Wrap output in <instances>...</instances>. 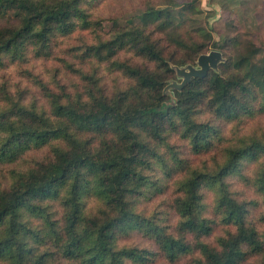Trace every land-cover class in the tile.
I'll list each match as a JSON object with an SVG mask.
<instances>
[{
	"label": "trees",
	"instance_id": "16d2710c",
	"mask_svg": "<svg viewBox=\"0 0 264 264\" xmlns=\"http://www.w3.org/2000/svg\"><path fill=\"white\" fill-rule=\"evenodd\" d=\"M97 7L0 0V177L8 180L0 184V264H146L153 253L120 244L133 233L154 239L172 264L192 256L186 264H264V231L232 188L239 179L264 201V129L249 128L264 116V46L231 41L236 53L220 52L206 77L180 87L182 72L200 68L210 33L200 28L203 42L186 41L170 11L150 9L142 25L106 38L91 15ZM75 33L93 40L61 41ZM122 52L145 64L118 59ZM57 58L81 85L54 79L55 89L27 71L38 99L5 77L11 65ZM112 73L122 87L108 84ZM176 76L182 81L171 87ZM170 181L176 234L148 212ZM217 224L234 231L212 245L205 238Z\"/></svg>",
	"mask_w": 264,
	"mask_h": 264
},
{
	"label": "rangeland",
	"instance_id": "374dc122",
	"mask_svg": "<svg viewBox=\"0 0 264 264\" xmlns=\"http://www.w3.org/2000/svg\"><path fill=\"white\" fill-rule=\"evenodd\" d=\"M98 2L97 10L92 11L93 20H100L102 29L100 34L103 37L108 38L111 36L117 28H125L128 26H138L141 24L142 16L150 9L155 10H168L176 17L175 22L179 25L178 30L186 41L190 39V36L195 41L203 42L204 37L207 35L197 32L198 29L203 28L207 33L212 36L210 46L206 51L207 54L217 51L222 52L224 56L236 53L234 45L231 41H251L257 47L264 46V0H96ZM192 2L193 8L189 10H183L186 3ZM92 10V9H90ZM183 14V18L180 16ZM153 28V27H152ZM161 41H171L167 35L163 33L160 35L155 34ZM92 41L93 36L91 34L83 35L75 33L70 38H62L61 41H67L69 45H74L77 41ZM218 43L224 46L225 49L215 48L213 43ZM171 44V43H169ZM67 46L66 49H69ZM172 51L173 48L170 47ZM63 54V53H60ZM59 54V55H60ZM264 52L262 51L258 58H262ZM66 59L71 60V57L66 56ZM120 60H129L134 65L143 66L145 61L134 57L131 53L122 52L118 55ZM148 65V64H147ZM149 67L151 65L149 64ZM26 69V71L24 70ZM32 70L36 76L43 79L51 87L57 88L53 83L54 79L57 80V84L66 85L72 90L73 85H81L82 81L79 77H76L71 71L66 69L63 60L60 58L53 60H31L28 64L22 66V69L11 65L5 71V77L14 85L18 84L28 91L29 94L35 98L42 99L41 93L36 90L34 81L29 77L28 72ZM31 71V72H32ZM57 71V72H55ZM100 72L103 74L105 71L101 69ZM57 75V76H55ZM112 77L114 82L108 81V84L115 87H122L123 79L117 73L113 74ZM3 78L0 75V79ZM182 81L180 76H176L174 82L171 83V87L177 85ZM30 99V96L27 97ZM228 129L231 126L227 127ZM249 128L252 130H263L264 129V116H262L257 122L249 124ZM176 141H174L175 143ZM183 153L191 157V151L188 147L179 143ZM193 160L196 163H202L207 157H195ZM195 163V164H196ZM6 186L8 180L6 177H0V184ZM173 181H170V191L165 195H156L152 200L153 204L149 207V214L153 216H159L160 223L163 226H167L168 231L176 234L175 226L178 222V215L173 209V201L176 197L172 191ZM232 188L237 193L238 198L242 201L250 203L251 217L254 219L258 229L264 231V224L260 221L262 214L264 213V201L263 197L255 191L248 183L243 182L239 179L232 181ZM212 198L208 194L206 203L211 205ZM148 205V206H149ZM228 230L234 231V228H226L222 225H215V230L212 236L205 238V241L214 245L217 237L224 235ZM189 239L192 238L189 237ZM121 245H132L137 246L153 253L146 264H172L163 253L159 250L158 245L154 239L144 236L141 233H133L129 236H125L120 240ZM193 259L188 257L182 259L175 264H186ZM258 258H251L244 264H254Z\"/></svg>",
	"mask_w": 264,
	"mask_h": 264
},
{
	"label": "water",
	"instance_id": "95a60500",
	"mask_svg": "<svg viewBox=\"0 0 264 264\" xmlns=\"http://www.w3.org/2000/svg\"><path fill=\"white\" fill-rule=\"evenodd\" d=\"M222 55L220 52L214 51L209 54L201 55L199 58V69H190L189 72H182L185 79L182 83L183 87L186 82L190 81L192 78H204L208 75L212 67H216L218 62L221 60Z\"/></svg>",
	"mask_w": 264,
	"mask_h": 264
}]
</instances>
